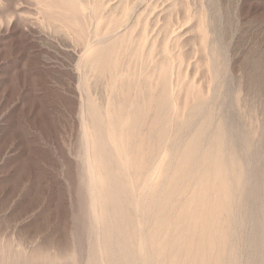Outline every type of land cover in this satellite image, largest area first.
Instances as JSON below:
<instances>
[{
    "label": "rangeland",
    "instance_id": "1",
    "mask_svg": "<svg viewBox=\"0 0 264 264\" xmlns=\"http://www.w3.org/2000/svg\"><path fill=\"white\" fill-rule=\"evenodd\" d=\"M44 1L0 0V254L3 252L5 255L6 252V256H9L11 261L14 260L11 264H39L40 262V264H92L90 261L94 258L95 253L92 248L94 236L91 235L90 217L87 210L89 196L84 181L82 131H80L82 106L87 92L80 85V76L85 71L77 68V63L84 54L82 51H85L86 44L88 42L95 43L98 40L96 28L100 27L101 34H107L111 28L108 15L122 1H125L131 6V8L129 7L131 11H128L131 13V17L126 16L125 18L123 14L120 16L125 24L128 21V25L134 23L136 15L138 18L142 15L143 25L148 26L151 23L148 26L147 39L149 40L144 44V47H141V44L139 53H143V49L149 48L152 44L155 45L157 41L156 43L159 45L156 44V49L160 50L163 45L168 46L170 49L168 56L172 57V60H176L179 55L185 58V60L183 58L184 64L176 63V70L174 69L171 74L174 88L178 83L175 78L179 77L177 75H182L178 87L176 85V89H174L172 86V89L176 91L177 95L182 96L181 99L183 98V101L181 99L179 101L184 119L180 120L183 124L176 119L183 126L172 123L170 125L171 135L168 132L166 136L168 140L165 141L168 144L170 141L172 143L175 136L178 135L177 132L183 131L184 133L178 135L181 138L179 143L177 142L178 145L180 142L183 145L197 131L198 127H201L198 131H203L204 122L213 117L212 123H210L211 127L209 126L206 134L204 133V140L200 143L201 152H205L209 144L216 139L217 130L222 126L226 130L227 134L225 132L224 134L227 135V140L225 135L224 137L227 141L225 143L228 144H225L226 150L223 152L224 156L226 155L224 162L227 164L229 161H233L237 164V170L245 168L244 171L247 174L250 173L248 175L245 173L247 176L244 174L245 178L242 179L240 187L239 181H237L238 177L234 179L235 172H233L234 175L229 174H232V177L230 176L231 179L228 178L227 182L229 181L230 185L234 184L231 189L235 190L233 193L236 197L234 208L237 215L234 211L233 216L231 214L230 217L225 218L228 219L227 225L232 223L234 226H231L232 232H227L229 236L226 235L220 248L227 251L222 257L223 264H259L257 261L261 262L260 257H264V246H262L264 245V232L261 229V226H264V199L262 201L261 197L264 198V195L260 193L264 194V0H80L86 7L82 9L81 17H85L87 29H90L88 34L91 33V37L87 36L90 37L89 41L87 38L84 43L78 40L77 34L65 22L60 13L61 10L53 5V1L48 0V3ZM45 4L47 7L52 4L51 9L47 8ZM90 16L95 20H91ZM165 22L169 23L171 28L168 29L169 32H166L167 34L162 31ZM125 24H122L118 29L120 32L118 30L117 32L123 33L126 29ZM135 26V29L139 27ZM136 30V33L140 32V28ZM82 44H84L83 47ZM203 44L205 47H202ZM142 53L139 56L142 61L139 59L136 64L137 70L150 71L153 64H146L145 60L143 61L145 54ZM141 55L143 56L141 57ZM124 60L128 62L129 56ZM89 76V83H91L89 94L95 102H98L99 106L105 107L107 105L106 98L109 96V87L106 85L108 79L93 74H89ZM200 91L204 97L211 99V103L206 110L204 109L202 116L197 119L198 121L194 120L193 122L190 115L194 109L190 111L192 105L189 106V104L193 103L192 101L197 94L201 93ZM188 92H190L189 96ZM179 96H177L178 99ZM191 96L193 98H190ZM184 99L191 103L187 105L184 103ZM140 105L142 108L141 118L147 110L150 117L147 118L145 115L147 113H145L143 121H139V125L145 122L144 125H140L141 128L138 129L140 131H136L137 134H134V131L133 133L129 131L127 137L130 139L129 143L133 140L131 144L141 142V145L151 144L155 148L153 140L159 135L156 140V147L159 150L155 149L157 152L153 150L154 156L149 154L148 158L146 156L144 159L142 158V165H145L143 169L146 166H149V169L154 168L161 153L163 152L162 156H165L170 151L168 152L170 154L166 155L169 158L165 157L167 163L164 165L165 171L162 172L154 187V190L156 189L158 192L163 189L165 192L169 186L164 187L160 183H163L162 178L169 169L174 170H171L172 173L176 171V163L173 159L178 153L177 149H181L183 146L180 145L182 146L180 147L176 143V148H173V145L169 144L171 145L170 150L166 151L168 147L160 142L159 130L158 134L156 132L157 136L155 132H152L154 127L151 120H157L159 116L155 117L154 114L151 116V112H155L151 109L154 108L145 109V106L142 107V102ZM210 114L213 116L209 117ZM158 120L160 122L162 117L160 116ZM158 120L154 122L157 123ZM176 127L183 129L180 128L182 131H179V128ZM175 129L178 131L176 132ZM145 136H150V138L146 139ZM134 137L139 139L135 138L136 141L133 139ZM207 138H209L208 142ZM151 139L152 142L144 143ZM183 139L186 141L184 142ZM142 148H145V145ZM171 155L173 159H171ZM146 159L147 161H145ZM199 159L197 161H201ZM167 160L172 162L175 169ZM155 162L157 163L154 166ZM249 163L250 165H248ZM194 168L196 171L191 169L196 173L197 167ZM193 170L190 171L191 175L188 174L189 177L194 174ZM143 177L141 176V178ZM193 177H196V174ZM193 177L191 183L185 180L186 178L190 179L187 175L183 180L181 179L183 182L185 181V185L189 186L190 184L193 189L188 188V192L184 189L180 190L187 194L177 193L176 197L179 201L175 205L178 210H175L178 212L181 203H184L186 197L189 198L191 195H189L190 191L194 192ZM141 178L136 180V185L142 186ZM181 180L179 185L184 186L181 184ZM169 191L171 190L166 193ZM258 194L259 197L256 198L255 196ZM179 195L184 197L180 199ZM254 197L260 198V200H256ZM255 210L259 212L257 213ZM140 216L141 220L145 221L144 223H150L149 214L144 213L143 217L142 214ZM253 216L255 221H253ZM231 220L232 222H230ZM260 231L263 233L262 235ZM227 241L230 242L227 244ZM257 243H260L259 246H261L254 245ZM48 255H71L72 258L66 259V261L63 259L58 261L59 263H51L49 261L51 258ZM32 257H34L33 260ZM224 260L227 262L224 263ZM262 262H264V258Z\"/></svg>",
    "mask_w": 264,
    "mask_h": 264
},
{
    "label": "bare ground",
    "instance_id": "2",
    "mask_svg": "<svg viewBox=\"0 0 264 264\" xmlns=\"http://www.w3.org/2000/svg\"><path fill=\"white\" fill-rule=\"evenodd\" d=\"M47 1L44 2L48 3ZM52 1H53L52 3H54L53 5L54 6L56 5L61 10L60 13L64 17L65 22H67V24L70 25L72 30L77 34V38L79 41H81V43L82 42L84 43L85 39L88 38L87 37L88 35L91 37V33L88 34V31H90V29L89 30L87 29V23L85 17L84 16L81 17L82 16L81 11L86 7H84V5L81 3L80 0H52ZM51 6L52 4L50 6L48 5L49 8ZM129 7L131 8V6H129L125 1H122L114 10H112V13L108 15L109 24L111 25V28H109L107 34L104 35L101 34L102 32L99 29L100 27L96 28L95 30L96 34L97 36H99L98 40L96 42L93 41L95 43L88 42L86 44L84 49L85 51H82L84 54L80 58V61H78L79 63H77L78 64L77 68H80L81 70L85 71L83 74H81L82 72L80 73L81 74L80 85L81 87L84 88V91L87 92L86 93L87 95L85 97L86 99L84 100L82 106L83 115H81L82 127L80 131H82V149H83L82 165L84 166L83 169L84 181L86 185L85 188L89 196V200H88L89 202L87 201L88 202L87 210L89 212V217H90V226H91L90 228L92 232L91 235L93 234L92 237L94 236L92 248L94 249L95 253H94V258L90 261V263L92 262V264H119V263L120 264H221L222 257H224L223 255L225 252L224 248L223 249L222 247L220 248L221 243L223 239H226V235L230 233L231 226H234L232 225V223L227 225L228 219L225 218L231 214H232L231 216H233V214L236 212L234 208L236 197L235 194H233L235 190L231 189L232 188L231 186L234 184L232 183V185H230L228 183L229 181L227 182V179L228 178L231 179L232 177L231 175L233 174V172H235L234 174L236 175L234 179L238 177L237 181H239L238 185L240 187L242 183V179L245 178L243 177L244 174L246 173L244 171L245 168L239 169L238 167L239 170H237V164L235 162L229 161L230 163L229 162L228 163L231 166L228 163L227 165L226 162H224L225 161L224 158L226 155L224 156L223 152L226 150L225 147L228 144L225 143L227 142L226 141L227 135L224 134L226 130L223 129L224 127L222 128V126L221 128L219 127L220 128L219 130H217L218 135L216 136V139H214L209 144V147L207 146L208 148L207 150H205V152L204 151L203 153L201 152L200 143H202V141L204 140V136H205L204 133L208 130L209 126L211 125L210 123H212L211 120L213 119L212 117L213 115L210 114L209 117H212V119L211 118L209 119V117H207L209 120L207 119L208 121L204 122L203 124L204 126L202 125L204 127V128L202 127L203 131H198V129L201 128L198 127L197 131H195V133L191 136L189 140L186 138V140L188 141L185 140L186 141L185 142L183 139V141L185 142L183 143V145L181 144V142L178 145L179 139L181 138L178 135L184 133L182 130H180V128L181 129L183 128L176 127L179 128L178 130L182 132H177L178 130L175 129L178 135L175 132L177 136H175V139L172 141L173 144L169 139L170 141L169 144L173 145V148H176L175 144L178 142L177 145L178 146L182 145L183 147L180 146L182 147L181 149L177 147L178 153L176 157H174V159L172 155L170 156L171 159H173V161L176 163V165L174 164L176 166L175 167L176 169L173 167L172 162L170 163L169 160H167V162H169L176 171L172 173L171 172L172 168L169 169L168 171L166 170L167 173L165 172L166 174L162 178L163 183H160V185L164 187L169 186L168 190L171 191H169V193H166V191H168L166 190L167 188L165 189L166 190L165 192H163L164 189L160 191L161 189L160 187H159L160 192L156 191V189L154 190V187L158 182V179L160 178L162 172L165 171L164 165L167 164L165 159L168 157V156L166 157V155L168 154V152H170L168 151V149L171 145H169L168 142L165 141L168 140L166 139L168 132H170L171 135L172 129H170V125H172V123L176 124L178 122L183 124L182 120H184L182 118L183 114L181 111L182 109L180 108L181 105L179 103V101H181L183 98L181 99L182 96L177 95L175 93L176 91H174V89H176V85L178 87L179 79L181 78L180 76L182 75L176 74L179 77L177 78L175 76L176 77L175 80L177 79L178 81V83L175 85V88L172 85L174 82L171 81V76H172L171 74L172 71L175 69V65H177L176 63H178L179 65L184 64L183 63L184 57L179 55L177 56L176 60L175 59L172 60V57L168 56V53L170 52L168 46L166 47L165 45H163V47L160 48V50L159 49L157 50L156 44L158 43H156L157 42L156 41L155 45L152 44L150 45L149 48L147 47L143 49V53L145 54V59H143V61L145 60L146 64L152 63L153 64L152 69L147 72L141 70L138 71L136 64L139 61V59L142 61V58H139L142 52L139 53V51L141 47H144V44H146L147 40H149L147 39L149 34L148 26H150L151 23L148 26L143 25V21H142L143 18L142 15L140 14L141 16L139 18L136 15V19L134 20V23L128 25L129 23L128 21L127 24H125L124 20L120 16L122 14L125 15V18L126 16H130L131 13L128 12L130 10ZM119 12L121 13L120 15ZM202 12L204 11L202 10ZM92 19L93 18H91V20ZM122 24L126 25V29L124 30L123 33L121 32L122 33L121 34L119 33L120 31L118 29L122 26ZM135 25L139 26L137 27L140 28L139 33H136L137 28L135 29L136 27ZM168 29L171 28L169 26V23H166L164 28H162V31L166 33ZM117 30L119 32H117ZM93 35H95V33ZM90 37L87 39L88 41ZM205 44H203L202 47H205ZM83 46L84 44H82V47ZM127 56H129L128 62H126L127 60L126 61L124 60L125 57ZM142 56L143 55H141V57ZM182 68L179 67V69ZM87 69L88 71H86ZM89 74L97 75L100 78L108 79L106 80L107 81L106 85H108L109 87L108 88L109 96L108 98H106L107 105L105 107L99 106L97 104L98 102H95L91 94H89V90H90L89 88L91 84L89 83V78H90ZM173 77L172 79L174 80ZM189 85L191 84L189 83ZM172 86L174 89H172ZM191 88L193 87L191 86ZM189 93L190 92H188V96L190 95ZM177 96H179L180 98L178 99ZM190 98L193 97L191 96ZM184 101H185L184 103H187V105L191 103L188 102L189 100L186 99H184ZM141 102L143 103L142 107L145 106L144 107L145 109L154 108L151 109V111L152 110L155 111L154 113L151 112L152 114L150 113L151 116L154 114L153 116L155 117L157 116L162 117L163 121L161 120L159 122L158 120L159 117H158L157 123L154 122L157 120H154L153 117L152 119L154 121L150 119L151 122H153V124L152 123L151 124L154 127V128L151 127L153 128V131L152 129L151 131L153 133L155 132L156 134V132L159 130L160 142L164 143L163 145H166L168 147L166 150L168 151L167 154L165 156L164 155L162 156L163 154L162 152L161 157L157 159L158 163L157 162L154 163V166L156 165V163L157 165L154 168L151 167V169H149V166H146L143 169L145 165H142L143 164L142 162L145 156L146 158H148L149 154L150 156L152 153H154L155 155V152H157L156 150L157 149L159 150V148L156 147L157 144L156 140L158 139L159 136V135L157 136L158 132L156 134L157 138L155 139L154 137L153 140L154 141L153 144H155V148H153L154 145L152 146L151 144L150 145L143 144L145 145V148H142L143 145H141L140 144L141 142L139 141H138L139 144L137 142L131 144L133 140L131 139L132 141L129 143L130 139L129 137H127L129 131L130 132L132 131V133L134 131V134H137L136 131L138 132L140 131L138 130L139 128H141L140 125L145 124V122H142V124L139 125V121L140 122L143 121L142 118L143 117L145 118L144 114L148 112V110L147 112H144L143 117L141 118L142 116L141 113L142 108L140 105ZM192 102H193L192 104H189V106L192 105L190 111L192 109L194 110H192L193 112L191 111L192 114L190 113L191 114L190 117H191V121L194 122V120H196L197 122L198 121L197 119L202 116L204 109L206 110L209 104L211 103V99H209L206 96L204 97L203 93L201 92L200 94H197L196 98ZM145 115H147V118L150 117L149 113ZM176 119L178 122L176 121ZM173 120L175 121L173 122ZM181 124L179 125L183 126ZM185 124L188 125L187 123ZM224 135L226 137V140ZM137 137H134L133 139L138 140L139 138ZM145 137L146 139L150 138V136H145ZM208 139L209 138H207V142ZM148 141L149 142L146 141L144 143H150L152 142V139ZM202 148H204L203 145ZM153 150L155 152H153ZM174 150L172 151L174 152ZM161 151H162V147H161ZM160 152H159V156H160ZM171 154L174 153L171 152ZM198 158H200L199 160L201 161H197ZM145 161H147V159ZM250 163L248 165H250ZM194 167H197L196 173L194 172V170L196 169ZM231 167L233 168L231 169ZM191 168H193L194 170ZM191 170H193L194 174H196V177H193L194 174L189 177L188 174L192 172ZM230 173L232 174L229 175ZM186 175L190 179L187 180L186 178L185 180L190 181V183H191V178L192 177L194 178L193 182L195 183V189L194 192L192 193L189 190L190 191L189 195L190 194L191 195L189 196V198H187L188 196L186 197V201L184 203H181L178 212L175 210L177 209L175 204L179 201L176 197L177 193L184 192L183 190L180 191L181 189L187 191L188 188H191L189 182L188 184L190 187L187 184L186 187V185L184 184L185 181L184 182L182 181L186 177ZM141 176L144 177L141 178ZM140 178L141 180H143L142 186L141 185L138 186L139 184L136 185V180ZM180 180H181V184H184L186 188L183 185H179ZM181 193L179 194L182 195ZM260 193L264 195L263 192ZM186 194L183 195L186 196ZM180 195L178 196V198L180 197ZM184 196H181L180 199ZM255 197L256 198L259 197V194L258 196ZM262 199L264 198L261 197V200ZM256 200H260V198ZM256 208H258V206ZM258 212L259 211H257V213ZM144 213L145 214L147 213V215L149 214L150 223H144L145 221L141 220L140 215L142 214L143 217ZM255 220L256 219L254 218L253 221ZM253 221L251 222L252 224ZM230 222H232V220ZM243 223L244 222H242V224ZM261 227H262L261 228L262 232H264V226L262 225ZM233 231L235 232V230ZM147 232H151V233H147ZM227 232L229 233L227 234ZM260 234L262 235L263 233H261L260 231ZM228 242L230 241H227V244ZM259 244L257 243L254 245L259 246ZM226 253L227 251L225 252V254ZM6 255H7L6 252L5 255L3 254V252L2 254H0V260L2 264L13 263L14 260L11 261L12 259ZM34 257H32V260ZM48 257L51 258V260H49L51 261V263H55V262L59 263L58 261H62L63 259H65L66 261V259L70 260L72 258L71 255H66V256L48 255ZM263 258H264L263 256L260 257L261 262ZM224 261H225L224 263L227 262L226 260ZM257 262H259V264L262 263L264 264V262L262 263L260 261Z\"/></svg>",
    "mask_w": 264,
    "mask_h": 264
}]
</instances>
